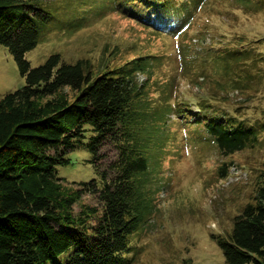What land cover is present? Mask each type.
I'll list each match as a JSON object with an SVG mask.
<instances>
[{"label": "trees", "instance_id": "obj_1", "mask_svg": "<svg viewBox=\"0 0 264 264\" xmlns=\"http://www.w3.org/2000/svg\"><path fill=\"white\" fill-rule=\"evenodd\" d=\"M119 1L121 12L169 33L192 16L189 0ZM36 16L46 17L27 0H0V44L24 78L0 97V264H131V236L147 218V174L166 137V115L183 111L165 112L149 97L157 55L114 66L106 60L96 71L87 58L65 62L52 53L31 66L25 53L37 43ZM186 111L222 155L254 147L256 130L264 133V118L250 123L201 103ZM78 146L88 150L95 176L69 184L57 167L70 165L68 152ZM219 170L224 176L227 164ZM255 193L229 234L213 236L227 264H264V172ZM85 194L97 203H81Z\"/></svg>", "mask_w": 264, "mask_h": 264}, {"label": "rangeland", "instance_id": "obj_2", "mask_svg": "<svg viewBox=\"0 0 264 264\" xmlns=\"http://www.w3.org/2000/svg\"><path fill=\"white\" fill-rule=\"evenodd\" d=\"M27 1L46 15L34 18L37 43L25 53L31 66L52 53L65 62L87 58L96 71L106 60L114 66L157 55L149 97L165 112L183 111L166 115V137L147 174V218L131 236V264H227L213 236H227L233 218L253 202L264 172V133L256 130L254 147L222 155L214 138L189 122L186 109L201 103L250 123L264 118V0H189L185 7L192 16L174 33L121 12L119 0ZM23 85L12 53L0 44V97ZM68 156L72 163L58 166L57 173L69 184L95 176L85 147ZM80 202L97 203L89 194ZM79 208L74 205L75 212Z\"/></svg>", "mask_w": 264, "mask_h": 264}]
</instances>
